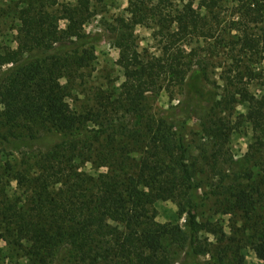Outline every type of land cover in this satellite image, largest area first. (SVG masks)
<instances>
[{
	"label": "trees",
	"instance_id": "1",
	"mask_svg": "<svg viewBox=\"0 0 264 264\" xmlns=\"http://www.w3.org/2000/svg\"><path fill=\"white\" fill-rule=\"evenodd\" d=\"M99 1L78 0L70 11L59 0H0V22L12 17L18 24L16 47L0 42V189L9 180L20 189L0 203V231L20 258L14 264H178L181 255L198 264L206 228L198 214L201 186L170 118L199 112L217 156L235 129L249 124L253 142L244 160L264 153V69L255 67L264 58V0H234L229 21L223 0H129V22L115 31L121 93L94 91L80 106L75 96L100 41L85 26ZM148 23L164 40L160 56L147 57L135 42L133 28ZM212 39L233 55L223 96L207 63L186 51L194 40ZM254 80L263 87L259 97L249 88ZM177 88V105L163 115L149 112V92L174 97ZM240 102H249V111L234 127L221 112ZM85 162L106 171L87 173ZM260 166L264 172V161ZM239 184L226 188L229 212L245 215L243 234L251 230L246 240L264 262V175ZM164 199L176 204L183 224L157 222ZM219 264L249 263L237 248Z\"/></svg>",
	"mask_w": 264,
	"mask_h": 264
},
{
	"label": "rangeland",
	"instance_id": "2",
	"mask_svg": "<svg viewBox=\"0 0 264 264\" xmlns=\"http://www.w3.org/2000/svg\"><path fill=\"white\" fill-rule=\"evenodd\" d=\"M78 0H59L66 4L70 11H74ZM198 3V2H197ZM197 5V4H196ZM129 0H102L94 2L92 16L85 26L88 33L100 36L96 45V61L86 71L85 84L78 89L76 99L78 105L88 103L89 94L103 90L108 95L121 93V86L125 81L124 73L118 65L120 50L117 47L116 32L122 25V21L129 22ZM236 3L234 0H223L222 13L229 21L234 12ZM205 13V10L203 11ZM225 23V22H224ZM64 25V22H62ZM17 22L14 18H7L0 22V42L5 46L16 47ZM154 23L140 24L133 28L135 42L138 50L147 57L160 56L163 52L164 40L158 35V28ZM187 54L195 56V61L203 60L207 63V71L210 82L215 83L217 90L225 94V67L231 64L233 57L229 48L225 47L221 40H194L186 48ZM248 58V57H247ZM247 58H245L247 60ZM255 65L258 69H264V58H259ZM246 81V78H245ZM252 94L257 97L263 93V87L257 80L249 86ZM225 90V91H224ZM89 91V93H87ZM174 97L162 90L159 93L151 91L147 95L146 105L150 113L155 116L163 115L170 107L177 105L183 98L180 88L174 92ZM233 109L221 112L227 116L234 127L239 126V116L247 114L249 102H240L231 105ZM170 122L177 127L188 150V159L196 172V180L201 186V200L198 214L200 222L206 226L201 231L200 240L202 253L198 257V264H219V257L228 251L240 248L249 264H264L260 261L246 240L248 234H243L247 227L245 215L237 212H229L230 203L226 188L232 185H246L253 181H259L264 175L261 171V162L264 161V153H258L254 157L250 155L247 160L244 156L248 152L249 145L253 142V131L249 124L240 125L232 133L229 142L222 149L221 155L216 154L214 142L206 132L207 120L202 118L199 112H195L184 121L182 118H170ZM138 152L132 154L138 157ZM15 162H22L23 157L15 153ZM9 158L1 159L2 165ZM237 162V163H236ZM82 169L90 174L98 175L106 171L105 167L91 162H85ZM221 173V174H220ZM236 182V183H235ZM221 184V188L217 186ZM226 184V187H224ZM0 189V203L9 204L15 200L19 188L16 181H7ZM217 187V189H216ZM158 210L157 222L159 223H184V217L179 214L178 207L170 200H160L156 204ZM259 214H263L260 210ZM213 229L214 232H209ZM181 255L178 264H187V259ZM20 258L4 241L0 231V264H14Z\"/></svg>",
	"mask_w": 264,
	"mask_h": 264
}]
</instances>
